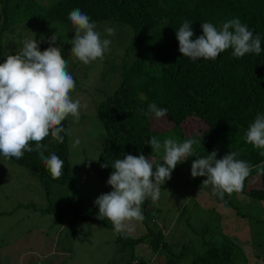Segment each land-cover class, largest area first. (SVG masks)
Segmentation results:
<instances>
[{"label": "trees", "instance_id": "16d2710c", "mask_svg": "<svg viewBox=\"0 0 264 264\" xmlns=\"http://www.w3.org/2000/svg\"><path fill=\"white\" fill-rule=\"evenodd\" d=\"M45 2L3 0L5 23L9 15L13 21L41 20L45 23L46 31L55 22L62 26L64 30L61 31L75 36L68 14L79 8L95 24L106 22L107 27L116 28L114 36H104L111 40V45L103 59L89 65L77 59L68 63L80 102L89 101L87 98L91 96L92 117L95 114L102 124V134L97 138L100 141L98 147H101L97 173L102 193L112 191L107 180L113 171L110 165L115 159L127 154H143L149 159L153 156L154 165L163 162V151L159 152L162 156L158 158V153H154L147 144L152 136L161 141L165 137L175 138L178 142L194 139L193 156L179 163L171 174L175 180L186 179L185 195L189 203L192 201L197 210L205 212H215L211 209L212 205L224 206L230 209L229 213L243 218L242 224L245 221L246 227L254 224L258 228L261 220L255 214L241 215L234 198L245 199L244 203L264 202V175H258L253 167L243 190L230 196L225 194L221 201L212 194L211 186L203 187L207 177H192L191 165L196 158L206 157L213 151L217 152V158H222L230 150L238 152V159L253 166L264 163L260 150L247 144L244 139L248 126L257 114H264V0H50L44 6ZM232 18H239L254 35H260L262 51L259 55L253 53L234 58L232 50L228 49L215 60L199 59L193 62L179 52L176 30L184 19L191 22L195 39L203 35L201 23L210 22L219 28ZM70 43L67 44L69 50ZM118 50L124 53L119 55ZM96 67L100 68L98 75L93 74ZM93 76L98 83L92 80ZM140 93L145 96L143 102L138 98ZM100 94L104 97L98 98ZM152 102L168 109V115L156 119L142 114L140 109L147 111L148 104ZM164 119L168 122L166 128L157 129L156 125ZM196 122L202 124L201 129L188 134V127ZM62 123L70 129L69 118ZM69 139L70 136L66 135L64 142L58 143L49 136L41 142L47 147L44 152L46 157L55 152L64 161L62 175L57 179L52 178L40 160V154L35 151L25 153L20 160H11L35 173L50 196L53 185L74 186L76 183L70 161ZM32 146L35 147L34 144ZM105 163H109V167L102 168L101 165ZM177 185L183 183L178 181ZM175 192L178 193L177 188ZM209 197H215L213 204L203 206L200 201ZM150 201L149 198L142 205L144 220L141 223L146 228L144 235L135 237L116 233L117 248L127 246L134 253L136 247L142 244L157 256H166V264H182L185 258L192 259L190 264H264L263 254L254 251L248 255L235 241L238 238L235 234L244 232L241 222L238 221L236 226L238 233L234 234L235 238L223 234L219 220L213 222L209 219L208 226L202 229L203 233L197 231L201 239L190 241L188 236L187 242L176 238L168 240L166 228L163 227L166 222L161 219L162 216L159 219L163 211L152 209ZM57 211L64 216L71 209L65 207L56 210L51 207L50 211L46 210L47 213ZM75 212L84 221H95L102 227L113 229L107 219H97L98 213H90L84 208H74ZM189 221L193 222L192 219ZM167 224L171 225L169 222ZM217 234L219 237L216 238ZM180 236L187 238L184 234ZM253 249L257 250L255 247ZM134 260L133 256L127 264ZM150 263L149 260H139V264Z\"/></svg>", "mask_w": 264, "mask_h": 264}, {"label": "clouds", "instance_id": "9594fccd", "mask_svg": "<svg viewBox=\"0 0 264 264\" xmlns=\"http://www.w3.org/2000/svg\"><path fill=\"white\" fill-rule=\"evenodd\" d=\"M68 20L75 32L70 43V56L85 65L103 59L110 51L111 40L101 37L91 17L76 8L69 12ZM191 26V22L184 19L176 30V37L179 52L193 62L215 60L228 49L232 50L234 58L253 53L259 55L262 51L260 35H254L239 18L229 19L219 28L203 22V35L195 39ZM104 32L111 37L116 28L106 27ZM57 39V34L53 35L49 43L54 45ZM75 88L76 81L68 70V60L63 58L59 47L50 46L41 51L36 39H25L16 54L7 55L5 62L0 63V156L20 160L25 153L35 151L52 178H59L64 161L55 152L46 157L47 147L41 142L51 136L52 141L63 143L65 136L71 135V129L65 128L62 122L69 117L73 122L80 119L81 102L71 96ZM138 98L143 102L145 96L140 93ZM140 111L156 119L168 115V109L158 107L155 102L148 104L147 111L143 108ZM244 139L264 156V114H257ZM147 144L154 153L163 151L162 163L154 165L153 156L149 159L143 154H127L115 159L111 165H101L102 168L109 165L113 168L107 180L112 191L96 199L97 219L110 221L117 234L135 231V222L144 220V202L149 198L153 203L159 200L163 182L171 178L179 163L193 156L196 140L178 142L175 138L165 137L161 141L152 136ZM217 155L213 151L206 157L196 158L191 165V175L193 178L207 177L203 187L211 186L212 194L221 201L225 194L230 196L243 190L253 167L258 175H264V163L253 166L238 159L239 153L231 150L222 158Z\"/></svg>", "mask_w": 264, "mask_h": 264}, {"label": "rangeland", "instance_id": "374dc122", "mask_svg": "<svg viewBox=\"0 0 264 264\" xmlns=\"http://www.w3.org/2000/svg\"><path fill=\"white\" fill-rule=\"evenodd\" d=\"M45 1L44 6H47L50 0ZM4 8L3 0H0V63L5 62L7 55L16 54L18 49L22 48L25 39H36L41 51L50 46L61 48L62 56L68 60V63L76 60L70 56L67 47L75 36L68 31H61L64 30L61 25L53 22L45 31L44 21L27 19L13 21L10 15L8 22L5 23ZM96 25V30L104 38L107 23H96ZM56 34L58 39L52 45L49 43L50 38ZM118 51L119 55L124 53ZM99 69L96 67L93 74L98 75ZM92 80L98 83L97 78L94 77ZM71 96L80 100L76 89ZM102 97L104 95L98 96V98ZM87 99L89 101L81 103L79 121L73 122L69 117L70 161L76 176L74 186L53 185L48 196L43 183L35 173L19 166L11 159L0 156V264H127L133 256L135 260L131 264H139V260L144 259L149 260L150 264H166V256H157L142 244L136 247L134 253L127 246L122 245L117 248V235L113 229L102 227L95 221H84L79 218L77 212L74 213V208H84L90 213H99L95 201L103 194L97 173L101 152V147H98L100 141L97 138L102 134V124L95 114L92 117L93 98L89 96ZM167 124L164 119L156 127L166 128ZM191 125L188 127V134L199 131L202 124L196 122ZM172 126L170 123V128ZM76 140L80 143L76 144ZM160 156L162 155L158 153L157 157ZM178 181L183 185H177ZM186 184L185 178L175 180L171 177L166 186L161 188L159 200L155 203L149 202L152 209L163 211L159 219L162 216L161 219L166 222L163 227L166 228L168 240L176 238L187 242L188 236L190 241L201 239L202 236L197 231L203 233L202 229L208 226L209 219L213 222L215 219L219 220L224 230L223 234L231 235L232 238L238 233L236 226L239 221L244 232L235 234L238 237L234 236L235 241L248 255L254 251L264 255V202L257 200L244 203L245 199L234 198L241 215L255 214L262 222L257 225L258 228L254 224L248 228L245 221L242 224L243 218L233 212L229 213L230 209L217 204L212 205L215 197L202 198L200 201L203 206L212 203L211 209L215 212L197 210L194 203L192 201L189 203L185 195ZM175 188L178 189V193L175 192ZM193 201L196 202L195 199ZM51 207L56 210L68 207L71 211L64 216L58 211L47 213L46 210L50 211ZM191 219L193 222L189 221ZM135 223V231L130 235L135 237L144 235L145 226L141 222ZM187 228L189 229L186 231ZM175 231L178 233L175 234ZM181 234L186 235L187 238L180 236ZM178 249L180 250V245ZM191 261L192 259L185 258L182 264H190Z\"/></svg>", "mask_w": 264, "mask_h": 264}]
</instances>
